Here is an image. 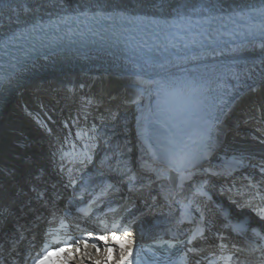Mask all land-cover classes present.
Returning <instances> with one entry per match:
<instances>
[{
	"label": "bare ground",
	"instance_id": "bare-ground-1",
	"mask_svg": "<svg viewBox=\"0 0 264 264\" xmlns=\"http://www.w3.org/2000/svg\"><path fill=\"white\" fill-rule=\"evenodd\" d=\"M259 5L264 0H0V39L32 22L77 11L197 18ZM262 46L264 41L154 63L103 54L60 55L34 63L9 80L1 93L0 175L6 177L10 167L19 174L6 179L0 198L20 189V197L23 191L31 193L26 180L20 183L22 175L46 164L53 153L66 156L73 149L93 158L81 178L83 191H107L114 183L127 190L141 186L150 176L144 171L154 161L151 142L161 124L184 136L192 133L189 125L196 122L208 138L219 140L214 158L241 154L264 162V123L243 132L238 127L245 117H264ZM233 72L242 79L238 90ZM187 82L196 85L194 91L177 87ZM229 114L235 119L222 134ZM219 176L210 188H217L220 197L231 196L220 185L225 175ZM167 210L156 201L150 209L141 208L133 235L122 237L127 246L160 222ZM3 213L6 220L0 221V229L7 231L17 221L11 211ZM37 214L29 209L19 212L17 219L23 220L17 227L29 228L31 223L23 222Z\"/></svg>",
	"mask_w": 264,
	"mask_h": 264
},
{
	"label": "snow or ice",
	"instance_id": "snow-or-ice-1",
	"mask_svg": "<svg viewBox=\"0 0 264 264\" xmlns=\"http://www.w3.org/2000/svg\"><path fill=\"white\" fill-rule=\"evenodd\" d=\"M256 33L254 32L253 35ZM258 34L261 37V39H264V24L261 25L260 29L258 30ZM243 49H237V51H242ZM262 52H264V46H262ZM233 79L236 80V85L235 87L237 90L239 89L242 79L241 76L237 72L232 73ZM250 87V86H249ZM128 234L125 233V236ZM89 237L93 236V233H88ZM112 241H114L116 244H118L120 252H119V258L114 260V253H115V248L113 246H108L105 250V255L103 258H95L93 257L90 253H85V256L88 257L91 261L92 264H131L130 257L132 256V249L127 246V241L122 238L121 236L117 235L116 232L112 233ZM95 239L98 240L99 242H103L107 244L108 242V236L104 234H99L95 236ZM88 241H84V247H87ZM72 244H67L65 245L64 248H58L56 249L57 251L64 252L67 249L71 248ZM92 247L95 249L96 253H99L101 251L100 247L96 244L92 245ZM77 252L80 251L79 248L76 249ZM45 257H47L48 253L45 252ZM71 258V253L67 257L64 258V260L61 262V264H67L68 260ZM37 264H41V261H37Z\"/></svg>",
	"mask_w": 264,
	"mask_h": 264
},
{
	"label": "clouds",
	"instance_id": "clouds-1",
	"mask_svg": "<svg viewBox=\"0 0 264 264\" xmlns=\"http://www.w3.org/2000/svg\"><path fill=\"white\" fill-rule=\"evenodd\" d=\"M177 87L181 89H186L189 91H194L196 88V85L193 82H187V83H180L179 85H177ZM173 159L175 160V157H173Z\"/></svg>",
	"mask_w": 264,
	"mask_h": 264
},
{
	"label": "rangeland",
	"instance_id": "rangeland-1",
	"mask_svg": "<svg viewBox=\"0 0 264 264\" xmlns=\"http://www.w3.org/2000/svg\"><path fill=\"white\" fill-rule=\"evenodd\" d=\"M230 116V117H229ZM228 116V118H227V120H226V122H228L229 124L230 123H232V119L234 118L233 116L231 117V115H229ZM231 118V119H230ZM230 121V122H229ZM238 127L240 128V131H242L243 132V125L241 124V126L240 125H238ZM242 137L244 138L245 137V135H242ZM20 183L22 184L23 183V180L22 181H20ZM10 188H12L11 186H10ZM148 201V200H147ZM142 209H144V208H142ZM4 220H6L5 218L3 219H1L0 221H4Z\"/></svg>",
	"mask_w": 264,
	"mask_h": 264
},
{
	"label": "water",
	"instance_id": "water-1",
	"mask_svg": "<svg viewBox=\"0 0 264 264\" xmlns=\"http://www.w3.org/2000/svg\"><path fill=\"white\" fill-rule=\"evenodd\" d=\"M97 192V191H96ZM93 193H94V191H93Z\"/></svg>",
	"mask_w": 264,
	"mask_h": 264
}]
</instances>
